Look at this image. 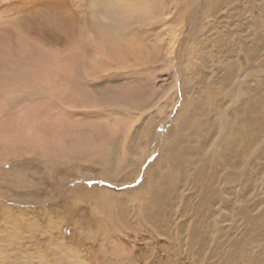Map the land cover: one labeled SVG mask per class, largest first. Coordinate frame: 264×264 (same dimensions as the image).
Wrapping results in <instances>:
<instances>
[{"label": "rangeland", "instance_id": "obj_1", "mask_svg": "<svg viewBox=\"0 0 264 264\" xmlns=\"http://www.w3.org/2000/svg\"><path fill=\"white\" fill-rule=\"evenodd\" d=\"M100 1L139 56L132 77L109 70L81 86L122 104L79 110L52 171L3 166L0 264H264V0Z\"/></svg>", "mask_w": 264, "mask_h": 264}, {"label": "bare ground", "instance_id": "obj_2", "mask_svg": "<svg viewBox=\"0 0 264 264\" xmlns=\"http://www.w3.org/2000/svg\"><path fill=\"white\" fill-rule=\"evenodd\" d=\"M85 7L90 12L86 20L82 17L86 12ZM100 9V0H0V175L6 171H3V166L12 164L16 171L28 161L36 167L52 171L55 165L60 164L56 160L67 150L62 144L64 142L57 137L66 134L67 126L71 129L79 127L80 123L77 118L75 120L79 110H86L88 106L117 108L122 104V100L117 97L101 101V94L94 96L91 99L94 101H91L83 94L81 86L84 81H99L101 73L109 70L121 71L128 78L132 77L133 64L139 56L138 44L133 35H127L118 26L114 27L115 24L106 25L105 21L102 22L104 16L100 15ZM255 104L256 108H264L263 100H255ZM221 117L225 122L226 116ZM198 122L194 125L196 132L202 127H199L201 123ZM258 128L260 126L253 123L248 129L257 132ZM241 137L246 139L247 134L242 132ZM248 137L251 141L255 139ZM246 144L248 142L244 141L239 146V160L246 150ZM189 148L190 152H196L197 147ZM164 154L167 158L189 162L190 155L185 154V149L172 153L169 149ZM162 158L160 156L156 160L152 171L157 170ZM213 175L210 174V177ZM214 177L218 178L216 174ZM154 179L156 184L150 181L152 189L160 185L156 177ZM202 189V199L209 206L215 200L212 196L213 183L203 185ZM262 229L264 232V222ZM202 237V230L198 236H193L195 253L198 255L204 253L206 248V243L199 239Z\"/></svg>", "mask_w": 264, "mask_h": 264}, {"label": "snow or ice", "instance_id": "obj_3", "mask_svg": "<svg viewBox=\"0 0 264 264\" xmlns=\"http://www.w3.org/2000/svg\"><path fill=\"white\" fill-rule=\"evenodd\" d=\"M94 182L93 181H89L88 184L89 186L91 187V185L93 184Z\"/></svg>", "mask_w": 264, "mask_h": 264}]
</instances>
